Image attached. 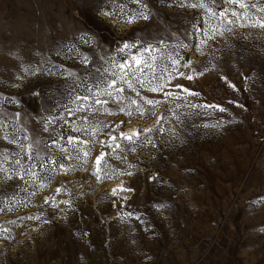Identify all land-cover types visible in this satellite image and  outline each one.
<instances>
[{
  "label": "rangeland",
  "instance_id": "374dc122",
  "mask_svg": "<svg viewBox=\"0 0 264 264\" xmlns=\"http://www.w3.org/2000/svg\"><path fill=\"white\" fill-rule=\"evenodd\" d=\"M122 2L130 13L142 8L135 0ZM197 2L143 0L149 19L124 23L103 15L104 0H0V151L7 154L0 156V225L10 229L0 236V264H264V29L239 20L226 26L212 16L235 3L190 6ZM242 2L253 5L241 10L246 16L264 17V0ZM92 33L100 47L80 39ZM174 37L187 47H177ZM141 40L164 41L154 53V73L163 77L164 91L179 97L149 91L147 81L157 83L152 73L142 77L143 88L133 79L142 97L161 101L150 117L142 118L127 99L69 117L59 107L70 103L73 81L24 71L43 57L83 77L101 66L102 56L120 60L115 50L122 42ZM79 53L89 56L87 66ZM169 54L190 66L177 68L193 79L173 72ZM170 73L174 78L166 83ZM75 84L84 94V83ZM117 87L143 103L119 79ZM49 109L69 121L52 125L68 151L54 146L51 158L63 167L46 162L41 168L25 156L24 167L34 163L43 179L21 181L17 173L24 169L11 154L20 148L6 133L22 132L29 137L25 144L33 136L51 142L39 123ZM68 136L85 143L74 148Z\"/></svg>",
  "mask_w": 264,
  "mask_h": 264
},
{
  "label": "snow or ice",
  "instance_id": "6c2138e0",
  "mask_svg": "<svg viewBox=\"0 0 264 264\" xmlns=\"http://www.w3.org/2000/svg\"><path fill=\"white\" fill-rule=\"evenodd\" d=\"M135 2L140 3L142 8L135 12H129L125 3L122 0H104L103 6L100 8V11L103 13L104 16L107 17H116L121 19L124 23H134L136 20L143 19L148 20L151 13L147 11V5L143 4V0H135ZM167 2V0H165ZM181 5L183 6V0H180ZM228 4H237V8H225L222 11H212L211 14L215 17L220 23L225 24L226 26H230L236 23V21H242L243 23L249 24V26L254 28L264 29V17L260 18H253L251 16H246L243 11L241 10H250L253 5L245 4L242 0H226ZM191 7H199L205 8L206 7V0H198L196 4L190 5ZM211 11V9H209ZM264 11V9H262ZM229 13L234 19L229 18ZM197 31H203L202 29H196ZM214 31V30H213ZM177 40V47H187L186 44L179 41V37H174ZM80 39L84 43H95L96 47H100V43L96 38L94 33L92 34H81ZM164 44V41L161 40L158 44H153L147 40H141L139 43L136 42H122V46H119L115 52L118 56H120V60H116L112 58L110 55H105L100 57L102 64L99 67H95L94 71L89 70L85 73L83 77L78 76L77 73L72 71L71 69H65L63 66L49 64L48 61L42 57L41 63L38 65H29L25 68V73L28 75H43L47 73V75L51 76L53 74L62 76L66 80H72L73 85L70 86L68 93H67V100L70 103H62L59 107V111L62 113H66L67 116L71 117L78 112H84L90 110L93 105H107L111 101L112 103L117 104L118 106L123 102V100L127 99L129 102V106L135 105L134 111L137 112L142 118L143 117H150L155 115V107L161 103L159 100L148 99L142 97L140 92L137 91L132 83V80L135 79L136 82L140 83L141 87H145V80L142 78L147 75V73H152V79H156L157 83L155 86L152 85L151 79L147 81L148 90L151 92H163L165 97H174L172 92L164 91L165 83H160L159 80L163 77H157L154 73V68L157 66L155 61L157 57L154 55L157 51H160L159 45ZM167 46V45H165ZM133 50H135L133 52ZM72 53H77L76 48L71 49ZM80 62L87 66L90 63L89 56L79 53ZM169 59L171 60V67L174 73H177L181 77H185L183 72H178L177 66L179 65V60L172 57L169 54ZM45 64H48V67H44ZM107 65V66H105ZM182 67H190L188 64L179 65ZM169 65H165V69H167ZM147 70V71H146ZM195 70L193 69V72ZM137 73H140L137 76ZM202 74V73H201ZM174 78L172 74H169L168 80L166 83H169L170 80ZM188 80L193 79L192 75H187L185 77ZM91 80L92 87L88 86L87 81ZM120 80L122 83L127 85V88L134 91L136 96L141 100L143 103L138 104L136 99H132L129 96H125L124 92L125 89L123 87H117V80ZM79 80L81 83H84L85 87L83 89L84 94H77L78 93V86L75 84V81ZM103 85V87H101ZM176 87L181 88L184 92H186L189 96L199 95L198 93H194L189 91L186 88H183L181 85H176ZM106 97L105 99H101L100 97ZM174 98H179L175 96ZM7 102H14L11 98L8 99ZM73 105V106H70ZM242 107V105H238ZM192 107H197L196 105H192ZM202 107L205 108H216L219 106L214 105H204ZM49 111V116L41 117L39 123L43 126L44 131L49 132V137L51 138V142L47 140H43L37 136H33L31 141L25 144V141L29 140V137L22 132L18 135L16 132H8L6 133L9 143L17 144L20 148L19 152L11 151V154L17 157L13 163L20 165L21 168L24 169L23 175L19 176V179L23 181L25 176L32 175L37 177L38 179H43V177L38 176V174L33 170L37 165L29 164L26 168L21 163V160L26 156L29 161H40L39 167L44 168L46 162H50L51 164H58L57 159L51 158V149L54 146L60 148L62 152H67L68 150L60 145L58 141L60 139H64L62 132H57L55 127H52L53 124H57L59 120H63V124H59V127L63 128L64 125H67L69 121L65 119L63 116L52 115L51 109ZM108 112V109H105ZM120 111H125L123 107L120 108ZM219 111H225L224 108H219ZM108 114H111L110 112ZM128 116L132 115L131 111L126 112ZM19 115V113H17ZM15 118V117H13ZM164 117H158L157 123L159 124L160 121ZM86 120L87 117H84ZM123 123V122H122ZM118 127V126H117ZM5 128V123L3 119H0V130ZM72 131L80 132L82 129L77 127H71ZM99 131V129H95ZM153 129L149 128L145 131L151 132ZM159 130V129H157ZM85 131H87L85 129ZM0 134H3L0 131ZM135 135V134H134ZM121 136L129 140L130 142L133 140V136H125V134L121 133ZM22 137V138H21ZM147 139V137H145ZM116 137H112V140H115ZM66 142L68 144L73 145L75 148L78 143H85L84 141L79 140V137L68 136L66 138ZM103 143V142H101ZM119 147V145H117ZM89 152H84V157H87ZM104 153H101L100 156L96 159L97 165V173L100 172L101 168V160L104 157ZM0 156L7 157V154L0 151ZM47 157V161L46 158ZM59 167H63V164H58ZM0 171H3L0 169ZM96 174V173H94ZM130 175V173H129ZM11 178V177H8ZM43 186V185H42ZM4 209H0L3 211ZM27 219H38V217H27ZM9 224L15 225L16 221H9ZM10 235V229L0 225V236Z\"/></svg>",
  "mask_w": 264,
  "mask_h": 264
},
{
  "label": "water",
  "instance_id": "95a60500",
  "mask_svg": "<svg viewBox=\"0 0 264 264\" xmlns=\"http://www.w3.org/2000/svg\"><path fill=\"white\" fill-rule=\"evenodd\" d=\"M144 129H145V127H144V128H143V127H140V128L138 129L139 134L142 133Z\"/></svg>",
  "mask_w": 264,
  "mask_h": 264
},
{
  "label": "bare ground",
  "instance_id": "6f19581e",
  "mask_svg": "<svg viewBox=\"0 0 264 264\" xmlns=\"http://www.w3.org/2000/svg\"><path fill=\"white\" fill-rule=\"evenodd\" d=\"M133 129V128H132ZM128 131L130 132V130L128 129ZM127 130H126V133L128 132ZM134 131V130H133ZM132 132V131H131Z\"/></svg>",
  "mask_w": 264,
  "mask_h": 264
}]
</instances>
